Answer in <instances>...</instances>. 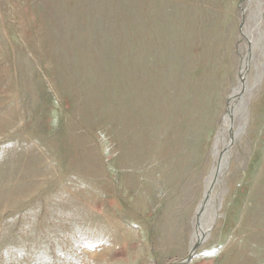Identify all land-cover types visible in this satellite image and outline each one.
I'll use <instances>...</instances> for the list:
<instances>
[{"label": "rangeland", "instance_id": "obj_1", "mask_svg": "<svg viewBox=\"0 0 264 264\" xmlns=\"http://www.w3.org/2000/svg\"><path fill=\"white\" fill-rule=\"evenodd\" d=\"M0 264H264V0H0Z\"/></svg>", "mask_w": 264, "mask_h": 264}, {"label": "bare ground", "instance_id": "obj_2", "mask_svg": "<svg viewBox=\"0 0 264 264\" xmlns=\"http://www.w3.org/2000/svg\"><path fill=\"white\" fill-rule=\"evenodd\" d=\"M150 25L148 22L144 21V32H143V46L145 48V51H144V54H143V65H144V70H147V64H148V61H147V55H148V52L151 50L154 52L155 55H158L159 53V48L160 46H155V45H150V42H149V36H148V29H149ZM158 57V56H157ZM154 67L155 68H158V61L156 60V62L154 63ZM156 83H157V80H156ZM145 98L144 94H143V90H142V87H141V100H143ZM229 157L230 155L228 154H225V155H222L221 159H220V168L222 169L223 166L224 167H228L229 165ZM240 157V156H239ZM235 158L237 159V153L235 154ZM238 162V161H237ZM90 168V167H89ZM239 168V165L235 167L234 171ZM233 171V172H234ZM12 196V195H11ZM205 230H200L199 233H198V236H197V239L199 238H204L205 236H203L205 234ZM195 244L194 245H191V251H194L193 248H194Z\"/></svg>", "mask_w": 264, "mask_h": 264}, {"label": "water", "instance_id": "obj_3", "mask_svg": "<svg viewBox=\"0 0 264 264\" xmlns=\"http://www.w3.org/2000/svg\"><path fill=\"white\" fill-rule=\"evenodd\" d=\"M196 245H197V244H196ZM196 245L194 246V248L196 247ZM194 248H193V249H194Z\"/></svg>", "mask_w": 264, "mask_h": 264}]
</instances>
